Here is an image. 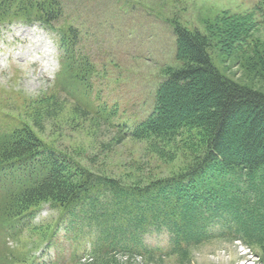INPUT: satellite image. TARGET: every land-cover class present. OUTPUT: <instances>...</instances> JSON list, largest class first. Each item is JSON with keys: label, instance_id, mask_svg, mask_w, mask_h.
I'll list each match as a JSON object with an SVG mask.
<instances>
[{"label": "trees", "instance_id": "trees-1", "mask_svg": "<svg viewBox=\"0 0 264 264\" xmlns=\"http://www.w3.org/2000/svg\"><path fill=\"white\" fill-rule=\"evenodd\" d=\"M61 13L58 0H0V26L22 20L52 28ZM175 35L180 67L159 85L150 114L133 127L114 126L118 143L174 146L182 137H196L199 152L176 175L128 182L48 148L31 127L0 136L2 228L17 236L36 233L33 223L45 205L57 213L38 241L25 246L26 256L12 264H121L117 256L125 264L137 257L152 263L158 247L145 237L161 232L169 234L168 256L225 239L258 247L264 260V93L223 75L201 32L176 25ZM78 38L74 27L58 34L64 69L91 88L97 65L77 54ZM77 109L75 116L89 118ZM61 112L51 100L33 119H57ZM116 116L114 110L106 120ZM52 247L60 249L52 262L37 260V252Z\"/></svg>", "mask_w": 264, "mask_h": 264}, {"label": "rangeland", "instance_id": "rangeland-1", "mask_svg": "<svg viewBox=\"0 0 264 264\" xmlns=\"http://www.w3.org/2000/svg\"><path fill=\"white\" fill-rule=\"evenodd\" d=\"M263 1L58 0L62 19L52 28L22 20L0 26V136L31 127L48 148L128 182L176 175L199 152L194 149L196 137L192 142L182 137L174 146L131 139L118 143L115 126L125 122L133 127L144 120L167 73L180 67L176 25L209 39L213 62L223 75L264 93ZM63 27L79 30L77 54L97 65L91 88L64 69L63 46L56 37ZM51 100L62 111L58 118L34 122L33 112ZM76 107L89 112V118L75 116ZM114 110L116 118L107 121L106 114ZM95 113L98 117H93ZM55 220L57 213L45 205L33 223L40 229L36 233L17 236L0 224V264L25 257V246L31 248ZM145 238L158 247V255L152 263L137 257L132 264H264L258 247L239 241L215 239L168 256L167 232ZM121 257L117 256V263L125 264L127 259Z\"/></svg>", "mask_w": 264, "mask_h": 264}, {"label": "bare ground", "instance_id": "bare-ground-1", "mask_svg": "<svg viewBox=\"0 0 264 264\" xmlns=\"http://www.w3.org/2000/svg\"><path fill=\"white\" fill-rule=\"evenodd\" d=\"M42 50V49H41ZM28 53V52H27ZM23 54V53H22ZM19 55H21V54H19ZM22 61H24V60H22ZM33 63V62H32Z\"/></svg>", "mask_w": 264, "mask_h": 264}]
</instances>
